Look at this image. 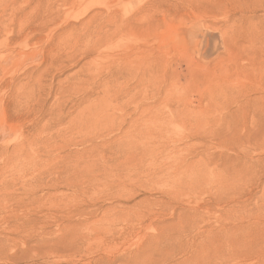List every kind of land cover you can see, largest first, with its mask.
<instances>
[{"label":"rangeland","instance_id":"rangeland-1","mask_svg":"<svg viewBox=\"0 0 264 264\" xmlns=\"http://www.w3.org/2000/svg\"><path fill=\"white\" fill-rule=\"evenodd\" d=\"M0 264H264V0H0Z\"/></svg>","mask_w":264,"mask_h":264}]
</instances>
